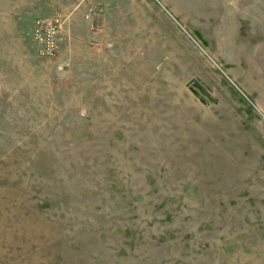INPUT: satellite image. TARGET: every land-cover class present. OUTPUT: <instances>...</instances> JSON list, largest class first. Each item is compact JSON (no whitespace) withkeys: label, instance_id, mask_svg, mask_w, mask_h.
Returning <instances> with one entry per match:
<instances>
[{"label":"rangeland","instance_id":"rangeland-1","mask_svg":"<svg viewBox=\"0 0 264 264\" xmlns=\"http://www.w3.org/2000/svg\"><path fill=\"white\" fill-rule=\"evenodd\" d=\"M262 116L264 0H0V264H264Z\"/></svg>","mask_w":264,"mask_h":264},{"label":"built area","instance_id":"built-area-1","mask_svg":"<svg viewBox=\"0 0 264 264\" xmlns=\"http://www.w3.org/2000/svg\"><path fill=\"white\" fill-rule=\"evenodd\" d=\"M61 25V16L57 13L50 17H39L33 21L30 39L38 58L54 59L58 56L60 50L58 35ZM65 66V63H60L58 69L62 70ZM261 119L264 121V116Z\"/></svg>","mask_w":264,"mask_h":264}]
</instances>
